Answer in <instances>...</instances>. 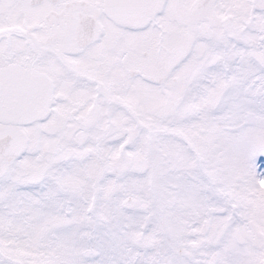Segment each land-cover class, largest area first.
<instances>
[{
    "label": "snow or ice",
    "instance_id": "6c2138e0",
    "mask_svg": "<svg viewBox=\"0 0 264 264\" xmlns=\"http://www.w3.org/2000/svg\"><path fill=\"white\" fill-rule=\"evenodd\" d=\"M0 264H264V0H0Z\"/></svg>",
    "mask_w": 264,
    "mask_h": 264
}]
</instances>
